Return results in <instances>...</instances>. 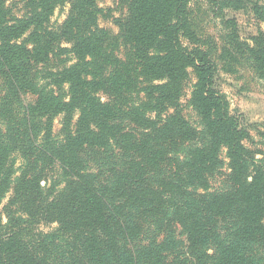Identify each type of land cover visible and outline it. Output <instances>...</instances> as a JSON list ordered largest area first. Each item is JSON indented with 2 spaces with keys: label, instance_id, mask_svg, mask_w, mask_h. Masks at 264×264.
Instances as JSON below:
<instances>
[{
  "label": "trees",
  "instance_id": "trees-1",
  "mask_svg": "<svg viewBox=\"0 0 264 264\" xmlns=\"http://www.w3.org/2000/svg\"><path fill=\"white\" fill-rule=\"evenodd\" d=\"M10 1L0 0V204L11 195L0 218V264H162L157 246L142 245L151 226L157 237L179 228L189 264H263L251 246L264 251V159L246 148L247 133L215 87L217 67L193 29L190 0H121L118 39L98 27L96 0H23L19 18ZM206 1L239 9L237 0ZM65 5L66 19L52 28ZM253 11L264 23V7ZM246 53L264 80L260 38ZM62 56L70 61L49 68ZM189 71L200 131L181 110ZM24 95L34 102L23 105ZM108 148L120 164L102 186L83 156ZM222 149L231 189L209 193ZM164 165L168 173L158 176ZM51 166L59 180L44 188ZM227 219L220 240L217 221ZM41 223L55 227L43 233Z\"/></svg>",
  "mask_w": 264,
  "mask_h": 264
},
{
  "label": "rangeland",
  "instance_id": "rangeland-1",
  "mask_svg": "<svg viewBox=\"0 0 264 264\" xmlns=\"http://www.w3.org/2000/svg\"><path fill=\"white\" fill-rule=\"evenodd\" d=\"M237 2L239 9H225L206 0H190L189 11L193 29L201 42L202 48L209 54L217 67L215 87L225 95L228 101L229 113L240 121L245 133H247L244 145L255 160L262 161L264 159V80L259 77L252 60L247 55L246 46L253 47L255 38H260L264 44V23L259 20L253 11L255 5L264 7V0H237ZM96 3L102 11L98 19V27L107 31L114 39H118L120 34L119 24L126 18V8L122 1L96 0ZM7 7L14 17L19 18L24 14L23 0H12L8 2ZM68 9L69 5H65L62 9H56L50 19L49 26L55 28L62 25L68 15ZM60 47L69 46L65 42H61ZM124 52V48L120 46L116 52L117 59L124 61ZM65 60L70 61V57H60L58 60L51 62L49 68H58L60 66L59 61L62 63ZM189 73V79L185 84V93L181 100V110L184 118L191 126L200 131L201 119L188 104L195 82L192 71H189ZM2 82L0 77V97L5 94ZM142 85L140 84V86ZM21 98L22 104L25 106L32 104L35 99L31 95H24ZM126 98L129 102L134 101L136 100V94L129 95ZM102 100L104 101L105 97H102ZM118 102H121V100H118ZM16 110L18 115L22 114L20 107H16ZM7 117L9 119V114H7ZM60 121L61 118L57 117L53 123L55 137L59 136ZM122 123L126 128L131 126L127 121H122ZM4 127L5 125H2V128ZM83 158L86 168L98 175L100 185L109 186L114 181V172L120 164L115 149L88 151ZM219 160L221 166L209 180L207 190L209 193L221 194L231 189L228 181L230 170L225 149L220 151ZM16 164V166L20 164L19 159H17ZM168 171L169 167L164 165L158 176H166ZM44 174L49 176L48 181L41 182V186L44 188H48L59 180L58 175L60 173L57 166L47 168ZM10 196V193L6 195L0 204V218L3 222H5L3 208L7 205ZM230 220L217 221L216 229L221 236L220 240L227 239L225 232L229 227L228 221ZM54 227L55 225L41 223L37 226V230L49 233ZM180 232L179 228H175V233L157 237L151 226L142 245L157 246L158 249L154 252H161L162 264H189L185 236ZM210 244L212 243H209L206 247L209 248L208 254H212L214 250ZM251 248H253V255L256 260L264 264V251L260 250L257 245L251 246ZM252 250L250 249V251ZM55 264H58V262Z\"/></svg>",
  "mask_w": 264,
  "mask_h": 264
}]
</instances>
